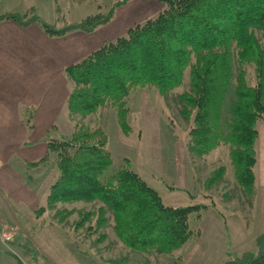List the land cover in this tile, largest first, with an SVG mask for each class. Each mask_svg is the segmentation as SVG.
<instances>
[{"label": "trees", "instance_id": "trees-1", "mask_svg": "<svg viewBox=\"0 0 264 264\" xmlns=\"http://www.w3.org/2000/svg\"><path fill=\"white\" fill-rule=\"evenodd\" d=\"M157 1L166 7L155 17L66 68L72 87L65 111L73 131L70 138L50 139L45 156L54 155L59 170L50 186L49 208L58 202H97V208L82 211L77 222L82 226L96 217L95 232L106 225L107 212L112 214L114 231L130 252L109 264H130L134 252L173 255L195 234L191 215L207 208L167 205L130 161L107 174L114 163L108 134L101 125H85L79 115L113 108L122 130L128 132L132 94L153 86L163 96L169 95L183 84L190 69V90L178 96L181 114L191 124L189 151L205 156L222 144L229 145L239 185L251 196L257 190L256 142L258 125L264 122V0ZM125 3L109 14L88 16L62 30L35 21L52 36L76 29L91 33L108 24ZM7 18L23 23L17 14ZM233 80L234 94L227 105ZM224 173V167L213 170L206 189H212ZM105 238L102 234L100 239ZM256 243L257 252L228 253L221 264H264V233ZM18 264L24 262L19 259Z\"/></svg>", "mask_w": 264, "mask_h": 264}, {"label": "rangeland", "instance_id": "rangeland-1", "mask_svg": "<svg viewBox=\"0 0 264 264\" xmlns=\"http://www.w3.org/2000/svg\"><path fill=\"white\" fill-rule=\"evenodd\" d=\"M122 1L126 3L119 5L114 18L91 33L76 29L52 36L35 21L39 19L62 30L88 16L109 14ZM165 7L157 0H0V17L4 18L0 27L13 21L30 30V74L37 75L36 83L32 82L36 87L32 88L40 89L32 94L36 91L37 96L54 101L53 112L33 104L25 108L23 142L19 141L22 145L8 149L6 155L0 149V264H18L19 259L24 264H109L111 259L130 252L114 231L110 211L107 212L109 220L98 232L94 231L96 217L77 226L82 219L81 212L97 208V202H58L54 208L48 207L50 186L59 175L54 155L45 157L48 141L70 138L73 131L65 111L66 96L72 87L65 70L71 60L64 52H47L46 60L39 50L44 47L42 35L69 42L70 36L78 32L94 33L96 43L102 46L126 34L134 25L155 17ZM16 14L22 17L23 23L7 18ZM36 37L40 40L39 49ZM96 43L93 47H97ZM87 47L79 45L78 50L66 53H73V61L78 62L96 50ZM40 57V67L45 71L43 77L41 71L36 73ZM250 70L254 75V69ZM190 79L189 69L183 84L166 96L153 86L136 90L129 100L128 132L122 130L116 111L110 107L77 118L90 127L101 125L107 132L108 149L114 160L107 174L130 161L167 205L200 204L207 208L191 215L195 234L181 250L173 255L134 252L130 264H221L229 258L228 253L240 256L247 251L257 252L256 239L264 233V122L258 125L257 190L251 196L237 181L229 145L222 144L205 156L189 151L191 124L181 114L178 96L190 90ZM235 85L233 80L227 105ZM52 92H62L63 97L56 101ZM13 151L15 155L9 158ZM44 157L40 164L34 163ZM220 167L225 168L222 179L207 190L206 180ZM102 234L106 235L105 239H100Z\"/></svg>", "mask_w": 264, "mask_h": 264}, {"label": "crops", "instance_id": "crops-1", "mask_svg": "<svg viewBox=\"0 0 264 264\" xmlns=\"http://www.w3.org/2000/svg\"><path fill=\"white\" fill-rule=\"evenodd\" d=\"M34 27L37 29L36 25ZM36 39L39 49L40 40L37 37ZM69 39L71 41L67 42L59 38H47L42 35L44 47L43 50L39 51L43 53L46 60L47 52H64L63 55L67 58L69 57L72 64L76 62L73 61L75 60L73 59L74 54H68L66 53L67 51H71V49L78 50L79 45H85L88 46V49L95 50L102 44L96 43L94 33L78 32L70 36ZM95 43L97 47H93ZM31 50V34L29 29H24L13 21H7L6 25L0 27V149L5 151L3 155H6L8 149L11 151L13 146L16 147L23 142L21 141V133L25 125L22 121V114L25 108H29L33 104L39 107V109L42 107L45 110L53 112L51 104L54 101L52 99H44L40 95L37 96L36 91L32 94V91L36 89L32 88L35 86L32 82L36 83L37 75L31 76L30 74ZM38 62L36 73L41 71L42 76L45 74V71L40 67L42 59ZM36 90L40 92V89ZM52 93L56 101H60L63 97L62 92ZM46 97L48 96L46 95ZM11 153L12 155L9 158H13L15 155L14 151Z\"/></svg>", "mask_w": 264, "mask_h": 264}]
</instances>
